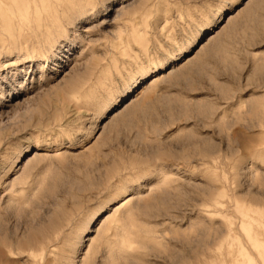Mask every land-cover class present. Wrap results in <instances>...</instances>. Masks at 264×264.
Returning a JSON list of instances; mask_svg holds the SVG:
<instances>
[{
    "label": "rangeland",
    "instance_id": "1",
    "mask_svg": "<svg viewBox=\"0 0 264 264\" xmlns=\"http://www.w3.org/2000/svg\"><path fill=\"white\" fill-rule=\"evenodd\" d=\"M118 2L73 51L57 43L67 0H0V264H264V168L244 167L264 144V0L201 27L100 126L117 74L162 36L182 45L202 0ZM145 165L152 182L81 255L79 218Z\"/></svg>",
    "mask_w": 264,
    "mask_h": 264
},
{
    "label": "snow or ice",
    "instance_id": "2",
    "mask_svg": "<svg viewBox=\"0 0 264 264\" xmlns=\"http://www.w3.org/2000/svg\"><path fill=\"white\" fill-rule=\"evenodd\" d=\"M248 2L249 0H202L197 5L201 9L198 15L199 25L192 36L183 37L182 45L177 44L175 40H170L166 35L162 36L163 43H156L151 54L145 56L141 63L131 70H125L123 76L117 74L109 90L96 105L93 118L102 126L154 77L166 73L173 67V59L180 56L182 47L187 49L193 43L201 27L209 33L215 31L221 21L235 15ZM67 6L69 15L57 43L61 49L77 51L93 35L111 27L110 21L120 7V3L118 0H67ZM195 47H199V43ZM195 47L191 51H195ZM190 54L191 52H188V55ZM81 139L85 137L82 136ZM45 150L43 146L37 148L33 141L28 155L34 151ZM249 165L264 168V144L259 149L245 148L244 167L247 168ZM151 182V165L131 168L121 177L119 184L104 196L103 200L97 202L79 218L75 230L81 255L113 208L127 202L144 184Z\"/></svg>",
    "mask_w": 264,
    "mask_h": 264
},
{
    "label": "bare ground",
    "instance_id": "3",
    "mask_svg": "<svg viewBox=\"0 0 264 264\" xmlns=\"http://www.w3.org/2000/svg\"><path fill=\"white\" fill-rule=\"evenodd\" d=\"M61 3V2H60ZM53 4V3H52ZM59 4V3H58ZM64 4V3H63Z\"/></svg>",
    "mask_w": 264,
    "mask_h": 264
}]
</instances>
